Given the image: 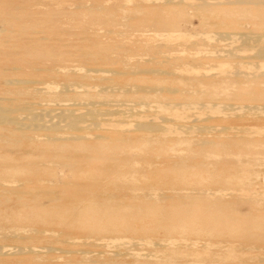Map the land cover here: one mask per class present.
Wrapping results in <instances>:
<instances>
[{
  "label": "rangeland",
  "instance_id": "1",
  "mask_svg": "<svg viewBox=\"0 0 264 264\" xmlns=\"http://www.w3.org/2000/svg\"><path fill=\"white\" fill-rule=\"evenodd\" d=\"M224 1L0 0V98L23 100L35 111H58L67 105L83 111L81 104L70 105L69 98L82 88L94 93L109 83L101 78L110 73L86 70L85 65L107 44L123 45L111 56L131 70L137 58L148 57L126 48L141 37L146 45H163V59L179 56L182 62L170 74L130 75L157 87L132 94L146 95L150 105L135 115L112 117L125 118L124 128L155 118L166 127L157 131L163 143L131 137L155 132L129 133L123 128L118 132L122 141L86 138L50 144L41 135L37 142L18 141L11 125L2 126L9 138L0 140V183H14L12 191L0 187V246L25 250L0 255V264H264V108L248 107L264 106V76L251 73L259 64L264 67V59L253 56L264 45V5L244 9ZM160 5L165 8L158 13ZM221 31L247 33L251 40L217 38L214 33ZM89 39L96 40L95 46ZM1 48L12 54L4 55ZM228 50L233 52L225 56ZM162 61L149 58L157 66L165 64ZM239 62L242 77L230 72ZM5 77L27 83L8 85ZM171 84L179 90H164ZM201 89V94L192 92ZM105 97L109 104L102 109L129 105V98L117 91ZM171 101L180 103L157 106ZM203 102L217 106L204 107ZM196 125L209 128L199 133ZM202 138L217 141L202 145ZM224 140L229 143L222 144ZM117 177L124 180L114 182ZM132 178L133 184H127ZM99 254L116 259L96 261Z\"/></svg>",
  "mask_w": 264,
  "mask_h": 264
},
{
  "label": "bare ground",
  "instance_id": "2",
  "mask_svg": "<svg viewBox=\"0 0 264 264\" xmlns=\"http://www.w3.org/2000/svg\"><path fill=\"white\" fill-rule=\"evenodd\" d=\"M185 1V0H184ZM196 1V0H195ZM210 1V0H209ZM215 1V0H213ZM217 1V0H216ZM222 1V0H220ZM10 2V1H9ZM15 2V1H14ZM190 2V1H189ZM200 2V1H199ZM5 3L6 0H5ZM206 3V1H205ZM204 3V4H205ZM216 3V2H215ZM218 3V2H217ZM223 3V2H221ZM225 4L227 5H232V6H236V7H239V8H244V9H249L251 5H264V0H225L224 1ZM202 4V3H201ZM208 5V4H207ZM28 6V5H27ZM33 6V5H32ZM142 6V5H141ZM29 7V6H28ZM28 7H25V8H28ZM2 8V7H1ZM10 8V7H9ZM165 7H163V5H160L156 10L158 13H161L163 10H164ZM3 9V8H2ZM21 10V9H20ZM2 11V10H1ZM12 11V10H11ZM14 11V10H13ZM154 13V12H153ZM13 14V13H12ZM17 14V12H16ZM111 16L113 14H110ZM109 15V17H110ZM96 16V15H95ZM11 17V16H10ZM14 17V16H12ZM19 16H17L18 18ZM107 17V16H105ZM138 17L141 18V15H139ZM16 18V17H15ZM20 18V17H19ZM25 18V17H23ZM90 18V17H89ZM94 18V17H93ZM96 18V17H95ZM94 18V19H95ZM100 18V17H99ZM111 18V17H110ZM28 19V18H27ZM31 19V18H30ZM34 19V18H33ZM32 19V20H33ZM98 19V18H97ZM108 19V18H107ZM106 19V20H107ZM6 20V19H5ZM36 20V19H35ZM49 20V19H48ZM96 20V19H95ZM102 20V19H101ZM34 21V20H33ZM40 21V20H39ZM72 21V20H71ZM74 21V20H73ZM110 21V20H109ZM117 21V20H116ZM2 22V21H1ZM31 22V21H30ZM35 22V21H34ZM38 21H36L37 23ZM100 23L102 21H99ZM15 23V22H13ZM112 23V22H111ZM114 23V22H113ZM117 23V22H116ZM143 23V22H142ZM5 24V23H4ZM30 24V23H29ZM28 24V25H29ZM38 24V23H37ZM57 24V23H56ZM67 24V23H66ZM69 24V23H68ZM102 24V23H101ZM125 24V23H124ZM123 24V25H124ZM141 24V23H140ZM152 24H155V23H152ZM9 25V24H8ZM13 25V24H12ZM15 25V24H14ZM18 25V24H17ZM27 25V24H26ZM79 25V24H78ZM87 25V24H86ZM109 25V24H108ZM106 25V26H108ZM115 25V24H114ZM122 25V26H123ZM40 26V25H39ZM61 26V24H60ZM72 26V25H71ZM153 26V25H152ZM151 26V27H152ZM10 27V26H9ZM28 27V26H27ZM46 27V26H45ZM56 27V26H55ZM90 27V26H89ZM92 27V26H91ZM104 27V24L103 26ZM113 27V26H112ZM111 27V28H112ZM116 27V26H115ZM124 27V26H123ZM129 26H127L128 28ZM15 28V27H14ZM17 28V27H16ZM26 28V27H25ZM49 28V27H48ZM60 28V27H59ZM75 28V27H74ZM110 28V27H109ZM118 28V27H117ZM126 28V26H125ZM51 29V28H50ZM61 29V28H60ZM63 29V28H62ZM66 29V28H65ZM64 29V30H65ZM108 29V28H107ZM114 29V28H113ZM3 30V29H2ZM8 29H6L5 31H7ZM30 30V29H29ZM39 30V29H38ZM49 30V29H48ZM57 30L59 29H55L56 32H58ZM74 30V29H73ZM80 30V29H78ZM124 30V29H123ZM23 31V30H22ZM63 31V30H62ZM93 31V30H92ZM97 31V30H96ZM106 31V30H105ZM119 31H120V28H119ZM127 31V30H126ZM47 32V31H46ZM128 32V31H127ZM135 32V31H133ZM27 33V32H26ZM70 33V32H69ZM136 33V32H135ZM7 34V33H6ZM11 34V33H10ZM47 34V33H46ZM63 34V33H62ZM97 34V33H96ZM118 34V33H117ZM122 34V33H121ZM121 34H119L118 36H121ZM209 34V33H208ZM216 35L217 38H222V37H231V38H236V39H239L241 40L243 43L244 42H247L248 40H251L249 37L250 35L247 34V33H243V32H236V31H221V32H216L214 33ZM68 35V34H67ZM101 35V34H100ZM116 35V34H114ZM124 35V34H123ZM142 35V34H141ZM256 35V34H255ZM10 36V35H9ZM28 36V35H27ZM71 36V35H69ZM81 36V35H80ZM90 36V35H89ZM139 36V35H137ZM210 36V35H209ZM254 36V35H253ZM19 37V36H18ZM22 37V36H21ZM51 37V36H50ZM55 37V36H54ZM66 37V36H65ZM96 37V36H95ZM130 37H134V36H131ZM141 37V36H140ZM210 37H213V36H210ZM258 37V36H257ZM117 38V36L115 37ZM122 39H124V37H121ZM142 38V37H141ZM139 39V38H136L134 39V42L132 44H130L129 47H126V48H129L128 52L133 50H138V51H142L145 53V55H147L150 60H163L162 62H165V64H161V66H157V65H153L149 62V58H145L144 60H142V58H137L136 61L133 63L132 65V68L134 70H131L130 67H126L124 66L123 64H121L120 62H118L117 59L115 58H119L117 57L116 55L111 56V53L114 52L116 53L114 50H119L123 45H121L119 42L114 44L113 46H104L102 47L101 49H97V54L93 56L92 59H90L89 62H87L85 65H86V70H90V71H94V72H104V73H110V76L109 77H105V78H101L99 77V79L102 81V82H109L108 84L104 83V85L101 86V89L99 90H95L93 91L94 93H90L88 90H85L84 88L80 89L82 91H80V93H76L74 94L75 97H72V98H69L71 101L69 102L70 105H75L76 104H81L85 107V109L83 111H78L72 107L74 106H63V108H61L60 110L58 111H53L52 109H42L41 111H36L34 110V107H32L30 105V103L28 102H17L15 101V99H11L9 97H1L0 98V140H3V138H9L7 137L6 134H4L1 130H2V126H5V125H11L12 126V131L14 130V133L16 134V139L18 141H23L24 139H27L28 141L30 142H37L38 141V138H36L37 135H41V136H44L45 138V141L47 143H57V142H68V141H72V142H79V141H82V140H85L86 138H92V139H98V140H108V139H114V140H120L118 138H121L120 135H118L119 131H121L122 129L120 128H123L125 131L129 132V133H132L133 131H149V132H155L156 135L154 134L153 136H149V135H142V136H135V135H132L127 133L126 136H131L133 139L135 140H138V139H146V140H150L153 143H163L164 142V139H162V136L159 135V133H157V131H162V130H165V126H163L162 124L160 123H156L154 121V119H150L149 121L147 122H142L141 121H134L133 122V126L132 127H129V128H124L123 126L127 123L125 118H112L114 117V115H119L120 117L121 116H125V115H129V114H137V113H140L141 112V107H143L144 105L147 106L150 105L149 103V99L146 95L144 96H133V92H149L151 90H153L154 88L156 89L157 87H152L151 85H148V84H143V83H140L139 81H136L134 80V78H131L130 75H134V74H149V73H157L159 74L160 73H168L170 74V72L172 71L173 69V66L177 67L179 65L182 64L181 61H178L179 60V56L178 57H172V56H169V57H172V58H168V60L166 59H163L161 57V55L167 53H163L164 52V46L161 45V46H153V45H146L145 42H143L144 40L142 39ZM23 39V38H22ZM21 39V40H22ZM74 39V38H73ZM127 39V38H126ZM146 39V37H145ZM11 40V39H9ZM16 40V39H14ZM27 40V39H26ZM69 40V39H68ZM67 40V41H68ZM129 40V39H127ZM34 41V40H33ZM38 41V40H37ZM36 41V42H37ZM56 41V40H55ZM74 41V40H72ZM81 41V40H80ZM83 41V40H82ZM81 41V42H82ZM114 41V39H113ZM120 41V40H119ZM123 42H125L124 40H122ZM26 42V41H25ZM32 42V41H30ZM42 42V40L40 41ZM60 42V41H59ZM85 42V41H84ZM89 42L92 44L91 46H95L96 44V40L95 39H89ZM105 42V41H104ZM132 42V41H131ZM130 42V43H131ZM142 42V43H141ZM149 42V41H148ZM249 42V41H248ZM24 43V42H23ZM28 43V42H27ZM33 43V42H32ZM45 43V42H44ZM54 43V42H53ZM65 43V42H64ZM70 43V42H69ZM129 43V42H128ZM251 43V42H250ZM22 44V43H21ZM38 44V43H36ZM15 45V44H14ZM18 45V44H17ZM27 45V44H26ZM34 45V44H33ZM48 45V44H47ZM110 45V44H109ZM29 46V45H28ZM37 46V45H35ZM53 46V45H52ZM163 46V47H162ZM8 47V46H6ZM20 47V46H19ZM31 47V46H30ZM43 47V46H42ZM46 47V46H45ZM55 47V46H54ZM57 47V46H56ZM55 47V48H56ZM63 47V46H61ZM69 47V46H68ZM32 48V47H31ZM48 48V47H47ZM4 55L6 54H12V51H10L9 49L8 50H3V48H1ZM23 49V48H22ZM38 49V47H37ZM36 49V51H37ZM44 49V48H43ZM57 49V48H56ZM59 49V48H58ZM57 49V51H58ZM84 49V48H83ZM82 49V50H83ZM124 49V48H122ZM233 49V48H232ZM17 50V49H16ZM42 50V49H41ZM39 50V51H41ZM52 50V49H50ZM49 50V51H50ZM75 50V49H74ZM244 50V49H243ZM91 51V50H90ZM126 51V50H124ZM233 52V50H231ZM231 51L228 50L225 52V56L226 55H230L231 54ZM42 52V51H41ZM87 52V51H86ZM136 52V51H135ZM179 52V51H178ZM56 53V52H55ZM61 53V52H60ZM66 53V52H65ZM127 53V52H125ZM163 53V54H162ZM182 53V52H181ZM235 53V51H234ZM15 54V53H14ZM13 54V55H14ZM23 54V53H22ZM40 54V53H39ZM42 54V53H41ZM45 54V53H44ZM86 54V53H84ZM12 55V56H13ZM62 55V54H61ZM72 56V54H70ZM74 55V54H73ZM82 55V54H81ZM132 55V54H131ZM137 55V54H136ZM181 55V54H180ZM246 55V54H245ZM8 56V55H7ZM16 56V55H15ZM44 56V55H43ZM138 56V55H137ZM183 56V55H182ZM254 57H257V58H260V59H264V45H262L260 48H258L256 50V52L254 53L253 55ZM11 57V56H10ZM121 57V56H120ZM123 57H125L123 55ZM164 57V56H163ZM167 57V56H166ZM165 57V58H166ZM12 58V57H11ZM20 58V57H19ZM27 58V57H26ZM38 58V57H37ZM48 58V57H47ZM60 58V57H59ZM67 58V57H66ZM122 58V57H121ZM127 58V56L125 57ZM124 58V59H125ZM41 59V58H40ZM65 59V58H64ZM71 59V58H70ZM73 59V58H72ZM23 60V59H22ZM56 60V59H55ZM122 59H120L121 61ZM128 59H126L127 61ZM6 61V60H5ZM20 61V60H19ZM30 61V60H29ZM46 62V60H44ZM48 61V60H47ZM60 61V60H58ZM123 61V60H122ZM28 62V61H27ZM57 62V61H56ZM129 62V61H128ZM128 62H124V64L128 63ZM25 63V62H24ZM47 63V62H46ZM45 63V64H46ZM60 63V62H58ZM63 63V61H62ZM156 63V62H155ZM160 63V61H159ZM201 63V62H200ZM256 63V62H255ZM254 63V64H255ZM48 64V63H47ZM51 64V63H50ZM67 64V63H66ZM125 64V65H126ZM253 64V65H254ZM259 64V63H258ZM262 64V63H261ZM264 64V63H263ZM6 65V64H5ZM4 65V66H5ZM33 65V64H32ZM202 65V64H201ZM62 66V65H61ZM69 66V65H68ZM80 66V65H79ZM78 66V67H79ZM82 66V65H81ZM128 66V65H127ZM204 68H206L205 65H203ZM14 67V66H13ZM29 67V66H28ZM34 67V66H33ZM38 67V66H37ZM44 67V66H43ZM50 67V66H48ZM66 67V66H65ZM241 67L242 65H240V62H239V65H237V67H235L234 70L230 71L231 73H233V75L237 76V77H242V70H241ZM254 67V66H253ZM257 67H260V68H257L259 70H256V71H253L251 72L255 77H262L264 76V67L261 66L260 64L257 66ZM54 68V67H53ZM68 68V67H66ZM71 68H75V67H71ZM70 68V69H71ZM82 68V67H81ZM85 68V67H84ZM7 69V68H6ZM29 69V68H28ZM27 69V70H28ZM33 69V68H32ZM57 69V68H56ZM65 69V68H64ZM78 70V73L81 72L79 71L80 68H77ZM35 70V68L33 69ZM37 70V69H36ZM59 69H57L58 71ZM61 70H62V67H61ZM81 70V69H80ZM3 71V70H2ZM14 71V70H13ZM56 71V72H57ZM65 71V70H63ZM76 71V70H75ZM76 71V72H77ZM85 71V70H84ZM7 72V70H6ZM5 72V73H6ZM67 72V71H66ZM4 73V74H5ZM36 73V72H35ZM38 73V72H37ZM41 73V72H40ZM69 73V72H68ZM84 73V72H82ZM103 73V74H104ZM2 73H0L1 75ZM16 74V73H15ZM22 74V73H21ZM46 74V73H45ZM85 74H88L85 73ZM91 74V73H90ZM95 74H98V73H95ZM225 74V73H224ZM8 75V73H7ZM27 75V74H26ZM34 75V74H32ZM38 75V74H37ZM43 74H40L38 76H41ZM56 75V74H55ZM54 75V76H55ZM66 75V74H65ZM83 75V74H82ZM101 75V73H100ZM109 75V74H108ZM247 75V74H246ZM2 76H4L2 74ZM18 76V75H17ZM23 76V75H22ZM30 76V75H29ZM48 76V75H47ZM53 76V75H52ZM68 76V75H67ZM123 76L125 78H123ZM227 76V74H226ZM21 77V76H20ZM19 77V78H20ZM24 77V76H23ZM69 77V76H68ZM76 77V76H75ZM83 77V76H82ZM3 78V77H1ZM7 79H5V84H8V85H17V84H21L20 87H24L23 85H25L27 83L26 80H23V79H19V78H8V77H5ZM57 78V76H56ZM70 78V77H69ZM90 78V77H89ZM230 78V77H229ZM29 79V78H28ZM39 79V78H38ZM231 79V78H230ZM67 80V79H66ZM234 80V79H233ZM68 81V80H67ZM225 82V84H230L227 80H223ZM1 82V81H0ZM41 82V81H40ZM72 82V81H71ZM74 83V82H73ZM77 83V82H76ZM1 84V83H0ZM69 84H70V81H69ZM69 84H64L65 85V88L64 89H68V90H71V88L69 87L70 85ZM86 84V83H85ZM45 85V83H44ZM43 85V86H44ZM47 85V84H46ZM51 85V84H50ZM63 85V86H64ZM11 86V87H13ZM42 86V85H41ZM48 86V85H47ZM53 86V85H52ZM55 86V85H54ZM82 86V85H81ZM49 87V86H48ZM57 87V86H56ZM54 87V88H56ZM62 87V86H61ZM84 87V86H83ZM2 88V87H0ZM37 88V87H36ZM42 88V87H41ZM47 88V87H46ZM88 88V87H87ZM17 89V88H16ZM39 89V86L38 88ZM51 89V88H50ZM63 89V88H62ZM61 89V90H62ZM79 89V88H78ZM6 90V89H5ZM23 90V89H21ZM26 90V89H24ZM48 89H46L47 91ZM56 90V89H55ZM73 90V89H72ZM164 90H167L168 92L170 93H175L179 90V88L173 86L172 84L171 85H168L166 87H164ZM7 91V90H6ZM5 91V92H6ZM15 92H17L16 90H14ZM32 91V90H30ZM29 91V92H30ZM42 91V90H41ZM44 91V92H43ZM42 92L45 93V90H43ZM53 91V90H51ZM58 91V90H57ZM57 91H55L56 93H58ZM74 91V90H73ZM71 91V92H73ZM87 91L89 93H87ZM91 91V90H90ZM115 92L117 91L118 93H120L121 95L125 96V97H128V101H129V105L128 103L124 106L123 105H118L119 107L114 109V110H108V109H102L104 107H101L102 104H107L108 100L106 99V95H108V93L110 92ZM1 92V91H0ZM4 92V93H5ZM21 92V91H19ZM38 92V91H37ZM40 92V91H39ZM54 92V91H53ZM62 92V91H61ZM75 92V91H74ZM79 92V91H78ZM190 92V91H189ZM194 92L193 94H195V92L197 94H201V92H203V89L201 90H196V91H192ZM14 93V92H13ZM24 93V92H23ZM28 93V92H27ZM36 93V92H35ZM8 94H11L8 93ZM22 94V93H21ZM26 94V93H25ZM23 94V95H25ZM37 94V93H36ZM63 94H67V93H63ZM61 94V95H63ZM1 95V94H0ZM18 95V93H17ZM56 95V94H55ZM58 95V94H57ZM70 95V94H69ZM73 95V94H72ZM6 96H10V95H7L6 93ZM14 96V95H13ZM16 96V95H15ZM34 96V95H33ZM12 97V96H10ZM39 97V96H38ZM55 97V96H54ZM79 97L80 98H85V100H79ZM53 98V96L51 97ZM39 99V98H38ZM42 101L43 98H41ZM39 99V101H41ZM68 100V98H67ZM26 101V100H25ZM31 101V100H30ZM35 101V100H34ZM42 101H41V104H42ZM38 102V101H37ZM40 103V102H39ZM39 103L37 105H39ZM68 103V102H67ZM125 103V102H124ZM180 102L178 101H171V102H160L158 103V107H167L169 105H177L179 104ZM33 104V102L31 103ZM64 104V103H63ZM109 104V103H108ZM113 104V102H112ZM184 104V103H183ZM190 104V103H189ZM201 104V103H200ZM182 105V104H181ZM202 106H215L214 104L212 103H207V102H203V104H201ZM258 105V104H257ZM255 106L254 107H250L251 104L248 106L249 108H264L263 105H260V106ZM217 106V105H216ZM225 107L226 106H231V105H224ZM44 107V106H43ZM123 107V108H122ZM149 107V106H148ZM151 107V106H150ZM221 107V106H220ZM223 107V106H222ZM60 108V107H59ZM176 108V107H175ZM112 109V108H111ZM172 109V108H171ZM52 110V111H51ZM143 110V109H142ZM149 110V109H148ZM144 111V110H143ZM132 115V116H133ZM115 116V117H116ZM128 117V116H126ZM130 117V116H129ZM139 117V116H138ZM135 118V116H134ZM149 119V118H148ZM139 120V119H138ZM161 120L164 122L166 120V118L164 117H161ZM160 120V121H161ZM168 120V119H167ZM166 120V121H167ZM170 120V119H169ZM165 121V122H166ZM132 123V122H131ZM195 126V125H194ZM178 127V125H177ZM189 127V126H188ZM191 127V126H190ZM193 127V126H192ZM197 127V125H196ZM201 133V131H205L207 130L209 127L207 126V129L203 126H199L197 127ZM205 128V130H204ZM180 129V128H178ZM193 129V128H191ZM198 130V131H199ZM214 130V129H213ZM6 132V130H5ZM207 132V131H206ZM9 133V132H8ZM14 133L11 132V135H13ZM162 133V132H161ZM10 134V133H9ZM134 134V133H133ZM123 135V134H122ZM38 137V136H37ZM41 139V138H40ZM39 139V140H40ZM123 139V138H122ZM122 139L120 141H122ZM214 141H217V140H214ZM212 139L210 138H202L201 139V144L202 145H207V144H210L212 142H214ZM16 143V142H15ZM229 143V141L227 140H224L222 144H227ZM51 160V159H49ZM53 164H63L61 161L59 160H52L51 161ZM6 173V172H5ZM15 180V179H14ZM27 180V179H26ZM37 180V179H36ZM34 180V181H36ZM121 180H124V179H121V177H117L114 182H117V181H121ZM127 181V182H126ZM125 182L127 184H131L133 181V178L132 180H126ZM130 181V182H129ZM3 180L1 181L0 183V187H2L3 189H6L4 191H12L13 190V186L11 183H14L12 180H8V181H4L3 183ZM23 182V181H22ZM27 182V181H26ZM17 183V182H16ZM74 184V182H72ZM76 184V183H75ZM74 184V185H75ZM133 184V183H132ZM3 189L1 191H3ZM19 192V191H18ZM136 196V195H135ZM166 197V196H165ZM172 197V196H171ZM112 198V197H111ZM38 226V225H37ZM30 228V227H29ZM32 228V227H31ZM30 228V229H31ZM1 230H3L2 228H0ZM34 229V228H32ZM31 229V230H32ZM38 229V228H37ZM7 230V229H6ZM11 230V229H10ZM27 230H28V227H27ZM17 231H20V228L17 230ZM16 231V232H17ZM22 231V230H21ZM40 231V230H39ZM1 232V231H0ZM11 232V231H9ZM22 232H25L24 229ZM28 233V231H26ZM41 232V231H40ZM52 232V231H51ZM13 233V232H12ZM31 233V232H30ZM50 233V232H49ZM5 235V234H4ZM13 235V234H12ZM15 235V234H14ZM1 236V234H0ZM11 236V234H10ZM4 237V236H3ZM1 237V238H3ZM18 238V237H17ZM21 238V237H19ZM163 239V238H162ZM146 241V240H145ZM113 246V245H112ZM13 247V246H12ZM6 247L4 248L3 245L0 246V255H8V254H14V253H23L25 248H21V247ZM111 247V246H110ZM119 247V246H117ZM32 248V247H31ZM30 248V249H31ZM43 248V247H42ZM47 248V247H46ZM34 249V248H33ZM49 249V248H48ZM47 249V250H48ZM52 249V248H50ZM167 249V248H165ZM29 250V249H28ZM43 250V249H42ZM41 250V251H42ZM70 250V249H69ZM164 250V249H163ZM31 251V250H30ZM33 251V250H32ZM36 251V250H35ZM40 251V250H39ZM44 251V250H43ZM60 251V250H59ZM38 252V251H37ZM133 254V253H132ZM142 254V253H141ZM137 255V254H136ZM143 255V254H142ZM154 255V254H153ZM157 255V254H156ZM165 255V254H164ZM139 256V255H138ZM138 256H135L136 258ZM145 256V255H144ZM158 256V255H157ZM160 256V255H159ZM140 257V256H139ZM155 256H153L154 258ZM135 258V259H136ZM141 258V257H140ZM156 258V257H155ZM116 258L112 255V257L110 256H102V254L98 255L95 260L96 261H100V262H111V260H115ZM134 259V260H135ZM138 259V258H137ZM157 259V258H156ZM160 260V258H158ZM157 259V260H158ZM133 260V261H134ZM168 260V259H167ZM80 261V259H79ZM88 261V260H87ZM148 261V260H147ZM112 263V262H111ZM124 263V262H123ZM107 264V263H106ZM121 264V262H120ZM170 264H176L175 262H170Z\"/></svg>",
  "mask_w": 264,
  "mask_h": 264
}]
</instances>
